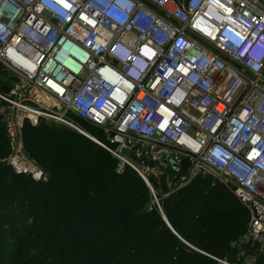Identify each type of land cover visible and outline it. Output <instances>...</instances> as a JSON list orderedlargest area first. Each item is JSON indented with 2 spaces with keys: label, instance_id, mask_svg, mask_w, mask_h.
I'll return each mask as SVG.
<instances>
[{
  "label": "built area",
  "instance_id": "2783aa9c",
  "mask_svg": "<svg viewBox=\"0 0 264 264\" xmlns=\"http://www.w3.org/2000/svg\"><path fill=\"white\" fill-rule=\"evenodd\" d=\"M0 103L15 174L49 177L26 118L68 126L136 172L162 215L151 175L178 177L165 197L222 184L249 213L245 263L264 256V0H0Z\"/></svg>",
  "mask_w": 264,
  "mask_h": 264
},
{
  "label": "trees",
  "instance_id": "16d2710c",
  "mask_svg": "<svg viewBox=\"0 0 264 264\" xmlns=\"http://www.w3.org/2000/svg\"><path fill=\"white\" fill-rule=\"evenodd\" d=\"M6 132L0 116V264H243L249 213L222 184L196 178L164 199L178 177L150 178L162 215L136 172L78 132L24 123V149L49 175L42 182L7 165Z\"/></svg>",
  "mask_w": 264,
  "mask_h": 264
},
{
  "label": "rangeland",
  "instance_id": "374dc122",
  "mask_svg": "<svg viewBox=\"0 0 264 264\" xmlns=\"http://www.w3.org/2000/svg\"><path fill=\"white\" fill-rule=\"evenodd\" d=\"M0 116H1V109H0ZM26 120L30 123H36L35 121H36V119L35 118H33V117H30V118H26ZM61 127H66V128H69V129H72V128H70V127H68V126H61ZM73 130V129H72ZM105 133H109L110 131H108V130H106V131H104ZM6 134H7V132H6ZM151 167H153V168H155V166L154 165H150ZM165 170V169H164ZM166 173H169V171L168 170H166ZM167 174H164V177L166 176ZM152 177L151 178H153V179H155L156 181H159V178H156V176H154V175H151ZM161 190V189H160ZM162 194H163V190H162V192H161ZM164 195V194H163ZM164 199L166 198L165 197V195H164V197H163ZM144 250H145V248H143ZM143 254H144V251H142V252H140V254H139V258H137L138 259V261H141L142 259H143ZM243 264H246L245 263V260L243 261Z\"/></svg>",
  "mask_w": 264,
  "mask_h": 264
},
{
  "label": "clouds",
  "instance_id": "9594fccd",
  "mask_svg": "<svg viewBox=\"0 0 264 264\" xmlns=\"http://www.w3.org/2000/svg\"><path fill=\"white\" fill-rule=\"evenodd\" d=\"M117 5L121 8L129 9V5L122 1H117ZM140 68L146 70V67L143 64H140Z\"/></svg>",
  "mask_w": 264,
  "mask_h": 264
},
{
  "label": "water",
  "instance_id": "95a60500",
  "mask_svg": "<svg viewBox=\"0 0 264 264\" xmlns=\"http://www.w3.org/2000/svg\"><path fill=\"white\" fill-rule=\"evenodd\" d=\"M1 90L4 91V92H6V93L9 92V89H8L6 86H2V87H1ZM172 165H173V164H172ZM164 221L168 224V221H167V219L165 218V216H164Z\"/></svg>",
  "mask_w": 264,
  "mask_h": 264
},
{
  "label": "snow or ice",
  "instance_id": "6c2138e0",
  "mask_svg": "<svg viewBox=\"0 0 264 264\" xmlns=\"http://www.w3.org/2000/svg\"><path fill=\"white\" fill-rule=\"evenodd\" d=\"M65 7H69V5L65 4Z\"/></svg>",
  "mask_w": 264,
  "mask_h": 264
}]
</instances>
